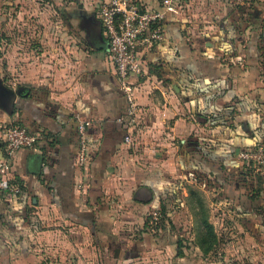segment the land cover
<instances>
[{
	"label": "crops",
	"instance_id": "crops-1",
	"mask_svg": "<svg viewBox=\"0 0 264 264\" xmlns=\"http://www.w3.org/2000/svg\"><path fill=\"white\" fill-rule=\"evenodd\" d=\"M98 1L79 4L77 15L63 17L66 26L76 25V18L80 26L83 17L100 24ZM149 7L155 9L157 3L151 0ZM57 25L65 26L61 21ZM185 27L168 14L164 40L142 56L144 75L132 80L138 84L140 115L130 145L123 142L125 129L118 122L126 99L103 33L106 46L93 47L79 28L85 46L77 53L76 41H69L74 60L62 53L40 77L28 74L19 84L0 76L14 92L8 111L0 105V121L38 136L36 150L18 151L5 178L18 180L21 192L0 188V264H16L5 238H21L23 230L33 228V218L37 225L53 218L64 228L75 227L76 234L90 236L93 246L103 250L107 247L96 242V234H115L116 218L124 214H133L140 223L169 194L174 198L179 193L182 202L173 217L180 210L191 211V191L204 198L211 191L214 204L243 199L237 193V154L264 129V84L253 65V50L248 51V66L231 64L235 59L226 63L220 57L232 51L221 35H206L203 47L194 50ZM58 31L62 41L71 38L65 27ZM20 88L22 95H17ZM77 116L90 123V159L84 168L75 166ZM20 250L24 264H41L34 262L27 242L20 243Z\"/></svg>",
	"mask_w": 264,
	"mask_h": 264
},
{
	"label": "rangeland",
	"instance_id": "rangeland-1",
	"mask_svg": "<svg viewBox=\"0 0 264 264\" xmlns=\"http://www.w3.org/2000/svg\"><path fill=\"white\" fill-rule=\"evenodd\" d=\"M84 2L85 0H0L2 80H14L20 84L28 74L40 77L48 64H57L56 58L62 56V53L73 61L70 51L74 43L69 44V41H76L77 53L85 46L84 34L79 28L85 32L86 40L93 47L98 44L106 46L101 24H91L89 17H83L80 26L77 18L76 25L66 26L63 17L74 14L75 11L77 15L78 5H83ZM181 2L180 13L176 18L186 23L185 28H189L194 50L203 47L206 35L214 38L221 35L226 43L232 34H239L240 40L245 41L249 34L264 35V0ZM257 8L262 13L255 21L250 13ZM58 21L65 26H58ZM61 27L66 28L71 37L69 40L62 41L63 33L58 31ZM257 44L263 55L259 65L263 68L260 82L264 84V37L258 38ZM77 53L76 62L79 59ZM13 97L14 92L0 80V105L6 111L9 110V100L12 101ZM256 139L264 148V129L258 131ZM251 167V186L255 187L258 177L262 182L261 198L257 202L260 207L257 210L253 208L256 211L249 208L253 212L242 213L232 203L214 204L211 191L206 193V198L198 195L207 209L206 219L213 226L216 236L214 245L208 252L198 247L202 226L200 216L195 217L194 212L186 209L176 212L171 219V227L160 231L155 230L157 224L154 223L159 219V211L149 209L145 213V216H152L149 232L159 234L160 238L157 243L151 242L143 250L138 249L135 242L140 236L137 217L124 214L116 218L115 235L121 246L116 252L118 257L108 254L110 251L107 248L101 250L94 247L90 236L87 238L86 235L76 234L75 227L64 228L53 218L42 220L39 225L37 219L33 218V228L23 230L21 238L17 239L12 234L14 238L11 241L10 237L5 238L12 249L6 248L10 250L16 264H24L20 254L22 241L32 247L34 262L41 264H264V166L252 164ZM175 242L181 244L180 254H176L173 245Z\"/></svg>",
	"mask_w": 264,
	"mask_h": 264
},
{
	"label": "built area",
	"instance_id": "built-area-1",
	"mask_svg": "<svg viewBox=\"0 0 264 264\" xmlns=\"http://www.w3.org/2000/svg\"><path fill=\"white\" fill-rule=\"evenodd\" d=\"M151 0H99L97 16L102 33L108 44V52L113 64L116 81L126 99V108L118 118L119 124L125 129L123 142H133V131L140 115L137 98V83L133 78L140 79L144 75L142 56L164 40V21L167 15L178 16L182 0H153L157 7L150 8ZM78 126V150L75 164L84 168L89 159V146L86 139L88 121L76 117ZM0 140L4 147V158L0 161V188L9 194H19L21 187L8 179L12 161L18 151L23 149L36 150L38 136L27 132L21 126L0 121ZM237 159L244 163L264 166V148L239 151ZM156 218V215H154Z\"/></svg>",
	"mask_w": 264,
	"mask_h": 264
},
{
	"label": "trees",
	"instance_id": "trees-1",
	"mask_svg": "<svg viewBox=\"0 0 264 264\" xmlns=\"http://www.w3.org/2000/svg\"><path fill=\"white\" fill-rule=\"evenodd\" d=\"M262 10L260 9H255L253 12H251L250 14L252 15L251 18L255 21H257L261 16ZM258 35V34H257ZM256 34H254L253 36H251V34L248 35L246 41L245 40H240V39H236L235 35H231L230 38L228 39V45H229V50H231L232 52L228 51L224 54V56H222V58L220 57V60H227V59H231L234 60V62H232L231 64H237L239 66H248V59H249V50H253V54H254V58L255 61L253 62V65L256 67L257 70V75L258 76H262L263 73V68L260 67L259 63H260V57L262 58L263 55L260 52V50L258 49V44H257V39L258 38H263L264 35L261 34L260 36H257ZM225 63V62H222ZM227 63V62H226ZM263 109H264V102L262 105ZM264 117V116H262ZM261 119V118H260ZM77 121V120H76ZM260 122L258 121V124ZM262 125H264V119L262 120ZM78 126V123H77ZM255 135V134H254ZM77 138H78V132H77ZM86 139H87V130H86ZM251 139H254V141L251 144L246 145L244 148H242L240 151L243 150H248L251 148H254L256 145H260V143L258 142L259 140L256 139V135L255 137L252 135ZM78 142V140H77ZM87 144H88V139H87ZM89 146V144H88ZM77 150H78V146H77ZM90 157V155H89ZM90 159V158H89ZM86 162L87 163L89 162ZM238 160V159H237ZM239 161V160H238ZM240 162V166H241V170L239 173V178L236 182H238V195H240L243 199L240 202H235L232 201V204L234 206V203H236L237 205L234 206L237 210H239L240 212L243 213L246 212H253L254 209H258V207H260V205H258V201H260L261 198V186H262V182H261V178L258 177L257 182L255 187L251 186V180L250 177H252L251 172H252V164L249 163H244V162ZM85 165V167H86ZM75 166H77L75 164ZM17 184L20 182L18 180L15 181ZM21 190L23 189L22 186L20 185ZM252 193V194H251ZM169 194V193H168ZM170 196V194H169ZM167 196V198L164 200H168L166 202H164V204H161L159 209H156L157 211H159V219L157 221H155L154 223L157 224L155 226V230L160 231L163 229H166L167 227H171V219H173V210H176L178 208L181 207L182 202L180 200L179 197V193H176V196L174 198H172V195ZM202 198L200 196H198V194L194 193V192H190L189 193V198H188V205L191 209L192 212H194L195 217H199L201 218V229H200V235H199V242H198V247L201 250H204L205 252H208L211 250V248L214 245V242L216 240V236L214 234V230H213V226L211 225V223L208 222V220L206 219V208L204 206L203 201L201 200ZM247 202V204L249 206H246L245 203ZM253 209V210H249ZM260 209V208H259ZM254 210V211H256ZM152 222V216H145L144 218L142 217L140 220V233H139V238L135 241L138 246V249L143 250L144 247H147V245H150L151 242L157 243L160 235L158 234H150L149 229H150V223ZM95 240L99 245H103L104 247L107 246V249L109 251L112 252V255H115V257H118L116 254V252L119 251L118 247V241H117V237L115 234H109L107 233H99L95 235ZM156 241V242H155ZM141 245V246H140ZM173 245H175V251L176 254H180L182 251L181 249V244L175 242L173 243ZM133 247V246H132ZM132 250V249H131Z\"/></svg>",
	"mask_w": 264,
	"mask_h": 264
},
{
	"label": "water",
	"instance_id": "water-1",
	"mask_svg": "<svg viewBox=\"0 0 264 264\" xmlns=\"http://www.w3.org/2000/svg\"><path fill=\"white\" fill-rule=\"evenodd\" d=\"M21 91H22V89H21V88H20V89H18V90H16V94H17V95H22Z\"/></svg>",
	"mask_w": 264,
	"mask_h": 264
}]
</instances>
